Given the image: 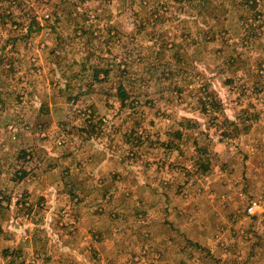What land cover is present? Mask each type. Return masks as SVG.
<instances>
[{"label":"rangeland","instance_id":"1","mask_svg":"<svg viewBox=\"0 0 264 264\" xmlns=\"http://www.w3.org/2000/svg\"><path fill=\"white\" fill-rule=\"evenodd\" d=\"M253 1L0 0V264H142L151 250L138 236L139 252L112 262L84 232L122 228L120 206L140 219L155 201L165 217V203L187 200L174 264H264V9ZM80 141L128 172L54 174L50 155Z\"/></svg>","mask_w":264,"mask_h":264},{"label":"crops","instance_id":"2","mask_svg":"<svg viewBox=\"0 0 264 264\" xmlns=\"http://www.w3.org/2000/svg\"><path fill=\"white\" fill-rule=\"evenodd\" d=\"M10 115L11 113H8V116ZM86 146L85 141H80L76 148H70L69 150L65 149L64 154H59L58 150H55V153L52 156L50 155L47 159L50 170H52L54 174H61L60 178H65L62 175H71L73 172L78 173V176L82 175L88 177L89 175H92L97 177L96 175H98L105 176L106 178H116L119 177L121 173L126 174L128 172L123 166L122 168L116 166L115 160L112 158L113 156H108L105 159H98L100 154H90L86 152ZM85 166L88 167V170L85 169ZM142 172H145V170ZM74 175L77 176V174ZM175 183H177V181H175ZM188 204V200L186 203L178 202L176 205L173 202L165 203L164 217L161 214V206L157 202L144 203V205L139 208L141 209L139 215L143 216L140 219L132 216L133 208L131 206H120L118 209H120V213L123 214L117 213L119 214V217L115 219L111 218V221L114 220V223H121L122 220V228H118L114 225L112 226L111 231L107 228L105 230L103 226L98 228L95 224H92L96 230L91 229L90 231H85L84 234H86V237L91 240H93V235L96 236V241L94 243L93 240L94 244L92 243V245L97 249H104L105 254L107 253V256H111L110 258H112V262L115 257L118 261L122 257V254L120 253H123V251H133L134 254L138 253L139 251H137V249L140 245L138 242H133L137 241L136 236H138L139 239L144 241L142 244L146 243V246L150 247L151 250L149 258H146L147 256H145L141 262L142 264H158V261L163 264H174V257L178 252L172 249V244L169 243V241H171V237H173L171 233H176L178 227H186V225L189 224L188 218L180 219L179 216L180 211L182 212L187 209ZM95 205L96 203L89 202L87 205L82 204L80 208L87 211L86 216L91 213V217H93L95 215L92 210L95 209ZM104 205L105 204H100L101 208H99V211L105 207ZM86 206L89 207V209H85ZM107 207H109V205ZM125 214H131V216H124ZM81 219L78 226L84 223V220ZM58 224L61 225V222H58ZM131 226H137L138 230H136L137 227L131 228ZM161 245L164 248H161ZM142 246L143 245H141V248ZM157 249L161 251V254L157 252Z\"/></svg>","mask_w":264,"mask_h":264},{"label":"trees","instance_id":"3","mask_svg":"<svg viewBox=\"0 0 264 264\" xmlns=\"http://www.w3.org/2000/svg\"><path fill=\"white\" fill-rule=\"evenodd\" d=\"M246 2H248V1H246ZM250 9H254L255 8V6H256V4H255V0L253 1V3L252 4H246ZM263 9H264V0H263ZM78 30H80V31H82L83 30V28H79V29H77V31ZM83 32V34L86 32L85 30H83L82 31ZM92 69H93V71H94V77H95V79H97V77L99 76V74L101 73V72H103L101 69H99L97 66H93L92 67ZM117 94H116V97H118L119 99H120V101H124L125 99H126V94H125V92H124V88L122 87V86H118L117 87ZM204 167H206V166H203V168Z\"/></svg>","mask_w":264,"mask_h":264},{"label":"built area","instance_id":"4","mask_svg":"<svg viewBox=\"0 0 264 264\" xmlns=\"http://www.w3.org/2000/svg\"><path fill=\"white\" fill-rule=\"evenodd\" d=\"M253 205H255V203H254ZM250 209H251V208H250Z\"/></svg>","mask_w":264,"mask_h":264}]
</instances>
